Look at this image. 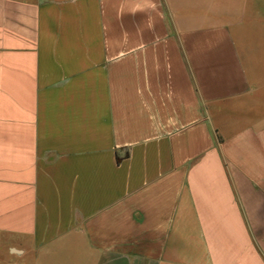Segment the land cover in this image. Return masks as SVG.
Wrapping results in <instances>:
<instances>
[{"label":"crops","instance_id":"0c3cea01","mask_svg":"<svg viewBox=\"0 0 264 264\" xmlns=\"http://www.w3.org/2000/svg\"><path fill=\"white\" fill-rule=\"evenodd\" d=\"M0 264H264V0H0Z\"/></svg>","mask_w":264,"mask_h":264},{"label":"trees","instance_id":"16d2710c","mask_svg":"<svg viewBox=\"0 0 264 264\" xmlns=\"http://www.w3.org/2000/svg\"><path fill=\"white\" fill-rule=\"evenodd\" d=\"M127 155H129V153Z\"/></svg>","mask_w":264,"mask_h":264}]
</instances>
